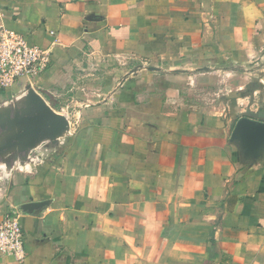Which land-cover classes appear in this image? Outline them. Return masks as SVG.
Here are the masks:
<instances>
[{
  "label": "crops",
  "instance_id": "0c3cea01",
  "mask_svg": "<svg viewBox=\"0 0 264 264\" xmlns=\"http://www.w3.org/2000/svg\"><path fill=\"white\" fill-rule=\"evenodd\" d=\"M0 24L50 47L32 86L77 125L0 172L24 236L0 264H264V158L229 142L264 122V0H0Z\"/></svg>",
  "mask_w": 264,
  "mask_h": 264
},
{
  "label": "water",
  "instance_id": "95a60500",
  "mask_svg": "<svg viewBox=\"0 0 264 264\" xmlns=\"http://www.w3.org/2000/svg\"><path fill=\"white\" fill-rule=\"evenodd\" d=\"M67 116L53 110L34 88L27 84L10 100L0 105V172L6 179L12 170H29L55 155L71 136ZM241 163L252 165L264 158V122L239 118L230 134ZM43 203L26 204L33 212Z\"/></svg>",
  "mask_w": 264,
  "mask_h": 264
},
{
  "label": "built area",
  "instance_id": "2783aa9c",
  "mask_svg": "<svg viewBox=\"0 0 264 264\" xmlns=\"http://www.w3.org/2000/svg\"><path fill=\"white\" fill-rule=\"evenodd\" d=\"M51 62L49 46L29 44L18 33L0 24V89L21 90L33 85ZM33 87V86H32ZM21 212H11L0 222V257H11L20 263L24 258V236Z\"/></svg>",
  "mask_w": 264,
  "mask_h": 264
},
{
  "label": "rangeland",
  "instance_id": "374dc122",
  "mask_svg": "<svg viewBox=\"0 0 264 264\" xmlns=\"http://www.w3.org/2000/svg\"><path fill=\"white\" fill-rule=\"evenodd\" d=\"M70 111H71L70 113H72L74 111V109H71Z\"/></svg>",
  "mask_w": 264,
  "mask_h": 264
}]
</instances>
